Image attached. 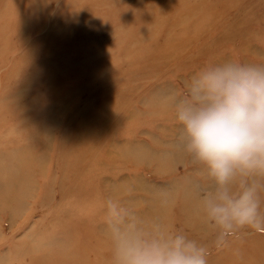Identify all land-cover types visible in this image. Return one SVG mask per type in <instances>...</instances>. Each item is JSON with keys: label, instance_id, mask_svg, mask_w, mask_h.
Here are the masks:
<instances>
[{"label": "rangeland", "instance_id": "1", "mask_svg": "<svg viewBox=\"0 0 264 264\" xmlns=\"http://www.w3.org/2000/svg\"><path fill=\"white\" fill-rule=\"evenodd\" d=\"M0 22V155L21 151L8 177L31 179L15 214L0 206V264H119L126 240L175 234L207 264H264V223L221 238L196 209L214 181L173 106L206 65H264V0H0ZM88 114L99 126L70 154L65 135ZM259 199L264 218V187Z\"/></svg>", "mask_w": 264, "mask_h": 264}, {"label": "clouds", "instance_id": "2", "mask_svg": "<svg viewBox=\"0 0 264 264\" xmlns=\"http://www.w3.org/2000/svg\"><path fill=\"white\" fill-rule=\"evenodd\" d=\"M175 118L184 151L214 181L202 200L221 238L237 228H258V177H264V65L225 62L203 67L174 98ZM252 178L238 192L228 187L237 175ZM108 214L120 218L118 202L108 201ZM119 264H207V250L183 234L151 240H126Z\"/></svg>", "mask_w": 264, "mask_h": 264}, {"label": "bare ground", "instance_id": "3", "mask_svg": "<svg viewBox=\"0 0 264 264\" xmlns=\"http://www.w3.org/2000/svg\"><path fill=\"white\" fill-rule=\"evenodd\" d=\"M33 9L34 8L32 7V10ZM2 27L3 26L0 25V30L1 31L3 30ZM1 63H2V61L0 59V66H1ZM58 70L59 69H57V73H58ZM109 95H110L109 93L108 94L104 93L103 94L104 99L108 100V101H112L113 97H111ZM116 100L117 99H115L113 101H116ZM102 107H104V105L100 104L96 108V110L104 111V109ZM87 113H89V112H87ZM91 114H88L89 115L88 117L81 118L82 120L80 121L81 122L80 123V127L82 128V130H81L82 132L80 134L75 136V133L77 131L74 130L73 132L71 131V134L65 135V140L69 141L68 144H67V147L70 148V154H71V151H73V153H74L76 142L78 144L79 142H82V140H84L86 138H89L91 136H92V138L94 137L92 129H94L95 127H97L99 125L96 124V122L93 120L92 117H90ZM72 134H74V135H72ZM30 149H31V147L29 146L28 151L30 152V156H29L28 160L30 162H33L34 164L40 165V163L37 162V158L35 159V157L32 156ZM0 156H2V159H3V163L0 162V206L2 208H4L6 211H8V212L10 211V213H12V215H13L19 210V208L21 206L24 205V201L26 200L25 196H26V194L28 192V189H30L29 185H30V180L31 179H30V176L28 175V177H27L26 174H25V177L22 178L23 180L21 182H20V180L17 181V179H16L18 172H17V168L15 167V165L13 163H14V161L18 162L19 160H25L23 158V155H22L21 151L15 150V151H13L11 153H2ZM6 156H9L10 159L8 157H6ZM66 157H67V154L63 153L62 154V158L64 159V161L67 159ZM66 161H68V162L64 163L65 168H68V169L71 168L69 160H66ZM28 164L29 163L25 162V164H23V168H24V165L26 167ZM76 165L77 164H74V168L77 167ZM19 167H21V166H19ZM77 170H79V168ZM10 175L15 176L16 178L10 180L9 177H8ZM13 181H16V183L14 184ZM13 188L16 189V190L20 189V191H19V193L17 195L13 196V194L11 193V190H13ZM190 204H191V206H193L192 203H189V205ZM189 205H188V207H189ZM196 209L202 211L204 215L206 214V211H203V210H205L203 204L202 205H197ZM57 248H59V247H56V249L52 248V249H50V250H48L46 252L58 253V249ZM29 250L31 251V249H29ZM44 259H45V257H43L42 254L35 257V261H37V262H42ZM5 263H7V262H5Z\"/></svg>", "mask_w": 264, "mask_h": 264}]
</instances>
